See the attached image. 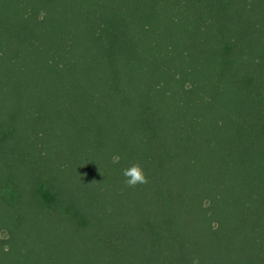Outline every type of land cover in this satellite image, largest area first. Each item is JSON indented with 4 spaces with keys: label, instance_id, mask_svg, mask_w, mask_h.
<instances>
[{
    "label": "trees",
    "instance_id": "trees-1",
    "mask_svg": "<svg viewBox=\"0 0 264 264\" xmlns=\"http://www.w3.org/2000/svg\"><path fill=\"white\" fill-rule=\"evenodd\" d=\"M194 261L264 264V0H0V264Z\"/></svg>",
    "mask_w": 264,
    "mask_h": 264
},
{
    "label": "clouds",
    "instance_id": "clouds-1",
    "mask_svg": "<svg viewBox=\"0 0 264 264\" xmlns=\"http://www.w3.org/2000/svg\"><path fill=\"white\" fill-rule=\"evenodd\" d=\"M113 162L118 163L119 158L114 157ZM122 175L125 177L124 180L125 185L130 188L140 184H147L149 182V179L145 174L144 167L139 162H135L131 164L129 167L123 169ZM194 264H196L195 261Z\"/></svg>",
    "mask_w": 264,
    "mask_h": 264
}]
</instances>
